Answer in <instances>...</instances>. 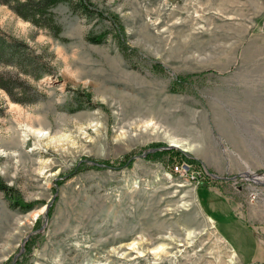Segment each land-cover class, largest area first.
Segmentation results:
<instances>
[{"label":"rangeland","instance_id":"374dc122","mask_svg":"<svg viewBox=\"0 0 264 264\" xmlns=\"http://www.w3.org/2000/svg\"><path fill=\"white\" fill-rule=\"evenodd\" d=\"M14 1L0 177L32 210L0 191V264H244L206 211L264 235V0L62 3L59 37Z\"/></svg>","mask_w":264,"mask_h":264},{"label":"trees","instance_id":"16d2710c","mask_svg":"<svg viewBox=\"0 0 264 264\" xmlns=\"http://www.w3.org/2000/svg\"><path fill=\"white\" fill-rule=\"evenodd\" d=\"M14 2L17 3L15 11L21 18L26 21H31L40 26L46 25L45 23H47L48 26L50 25L53 27L52 29L56 37H59L62 31L61 27L55 24L53 13L51 11L57 8L62 3H66L69 6L70 10L77 15H83L87 18L99 17L101 19H104L105 17L103 12H100L91 0H15ZM105 38L106 34L103 33L98 36H90L88 40L93 44L99 45L104 43ZM15 47V45H8L7 40L5 41L0 36V56L5 55L8 52H13ZM185 82L186 81H181V84H184ZM0 86L10 91V87L12 88L13 83L10 81H1ZM202 188L208 189V187L204 185ZM0 191L5 194L6 199L9 200L12 208L20 209L23 212L32 210V206L30 204L24 203L21 198L15 194V190L7 186L1 179V177Z\"/></svg>","mask_w":264,"mask_h":264},{"label":"crops","instance_id":"0c3cea01","mask_svg":"<svg viewBox=\"0 0 264 264\" xmlns=\"http://www.w3.org/2000/svg\"><path fill=\"white\" fill-rule=\"evenodd\" d=\"M264 32V30H263ZM216 204L210 199L207 215L216 223L217 230L221 233L233 248L235 253L240 256L244 264H264V235H261L257 228L252 227L241 217L235 215L232 211L227 213L212 211L211 208ZM220 216L216 219L213 214ZM215 215V214H214ZM221 220L227 223L223 225ZM264 233V232H262ZM235 244L238 246L236 247Z\"/></svg>","mask_w":264,"mask_h":264},{"label":"bare ground","instance_id":"6f19581e","mask_svg":"<svg viewBox=\"0 0 264 264\" xmlns=\"http://www.w3.org/2000/svg\"><path fill=\"white\" fill-rule=\"evenodd\" d=\"M263 179H264V178L257 179L255 182H257V183H263V184H264Z\"/></svg>","mask_w":264,"mask_h":264},{"label":"water","instance_id":"95a60500","mask_svg":"<svg viewBox=\"0 0 264 264\" xmlns=\"http://www.w3.org/2000/svg\"><path fill=\"white\" fill-rule=\"evenodd\" d=\"M173 148V146H169V147H167L166 149H172ZM175 148V147H174Z\"/></svg>","mask_w":264,"mask_h":264}]
</instances>
